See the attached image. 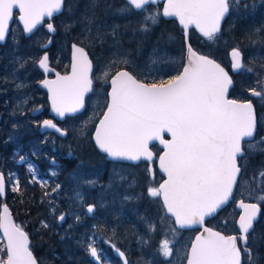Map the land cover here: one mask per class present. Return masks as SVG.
Instances as JSON below:
<instances>
[{
  "label": "snow or ice",
  "instance_id": "1",
  "mask_svg": "<svg viewBox=\"0 0 264 264\" xmlns=\"http://www.w3.org/2000/svg\"><path fill=\"white\" fill-rule=\"evenodd\" d=\"M157 2L125 0L124 6L116 11L121 15L147 12L146 6L156 5ZM96 4L97 0H91L89 8L94 10ZM240 8L241 0H167L162 13L153 11L146 14L140 28L142 32L149 30V24L158 23L161 15L177 18L185 30L189 54L187 65L179 74L167 80L160 78L158 82L148 83L144 78L137 79L127 70L113 72L117 65L132 63L128 59L131 53L121 46L117 31L119 25L105 34L112 37L114 42L110 47L114 51L98 68L99 74L95 79L103 81L110 90L104 94L102 103L106 110L95 128L93 139L98 148L113 160L140 161L143 158L152 161L154 154L149 145L158 141L164 146L163 155L156 159L160 169L167 174V179L158 187H150L148 194L162 198L166 212L171 214L180 229L203 227L206 217L213 216L229 200L235 201L234 191L243 195L244 187L251 188V183L246 179L248 156L264 152V137L259 141L255 139L258 120L252 99H229L228 89L233 84L231 76L208 56L198 55L187 42V30L192 27L208 41L214 42L230 10L239 11ZM243 8L246 10L248 5L244 4ZM14 9L19 10V20L28 34L44 23L45 18L50 20L54 14L73 11L71 4L66 5L65 0H0V43L6 40ZM81 19L87 24L85 31L89 36L104 43L99 27L95 28V36H91L95 26L94 17H89L86 12ZM46 27L49 32L56 31L51 22H47ZM50 43L51 40L48 41ZM42 47L46 48L47 45ZM72 49L71 75L56 73V79L41 82L50 93L53 111L61 119L81 112L85 107V97L93 92L92 61L83 47L73 44ZM231 57L234 72L243 70L253 73V69L244 64L239 48L232 50ZM48 59L45 54L36 61L45 72L52 71L48 67ZM24 63L26 61L21 62L20 67H24ZM254 74L258 77L256 86L247 91L251 97L264 101V77L258 72ZM22 87V83L17 84V88ZM21 103L27 104L28 98L25 96ZM260 123L264 126V120ZM42 127L54 129L61 136L68 134L52 120H44ZM165 133L170 135V139H164ZM20 160L23 161L24 157H20ZM51 163H56L54 158ZM29 172L34 177L33 182H36L34 165L29 164ZM50 174L55 176L57 173L51 171ZM259 176L264 177V170L259 172ZM46 184V181L41 182L42 186ZM60 187L56 184L51 193L45 192L44 195L51 196ZM257 188L262 194L256 197V203L239 200L238 207L243 210L237 222L239 236H226L204 227L185 253L186 264H242L241 248L246 264H257L258 256L253 257V249L248 245L249 234L255 235L254 222L260 214V202H264V186L257 183ZM11 190H20L18 181ZM5 191V176L0 173V195H4ZM75 197L81 201L83 199L78 191ZM49 204L51 214L59 221H65L66 214L56 216V203L49 201ZM86 211L93 213L94 206H88ZM74 219L79 222V216ZM44 227H48L47 223H44ZM0 229L7 238L6 250L0 253V264H37L29 247L28 234L12 221L6 204L0 216ZM149 230L154 232L155 225H150ZM171 231L176 237L177 229ZM96 243L97 237L93 233L88 238L86 248L89 255L99 262L103 249L98 252ZM174 244L178 246L177 239L166 238L158 252L168 259L173 256ZM111 247L115 248V245ZM116 252L124 258L123 264H128L125 254L119 249Z\"/></svg>",
  "mask_w": 264,
  "mask_h": 264
},
{
  "label": "rangeland",
  "instance_id": "2",
  "mask_svg": "<svg viewBox=\"0 0 264 264\" xmlns=\"http://www.w3.org/2000/svg\"><path fill=\"white\" fill-rule=\"evenodd\" d=\"M90 2L91 0L82 2V12L78 15H76L77 9L72 8V12L61 16L60 27L62 32H60L59 36L67 42V45L62 44L61 48L57 46L56 50H54V53L58 54L60 58L63 57L62 59L67 54L70 56L69 45L72 40L71 35L86 43L85 46L90 52L94 63L92 77L95 83L94 92L87 99V108L83 113L69 118L66 124L63 125L68 131L67 137L61 138L54 133L41 134V136L39 135V140L32 147L33 151L31 149V155L23 152L21 145L15 148V159L23 155V166L28 172L29 164L35 166V181L40 187H45V192L51 193L52 188L56 184L61 186L60 190L52 193L51 196L46 197L43 195L41 203L44 206L40 211L42 215V220L39 223L40 226L44 227V223H47L50 229L54 230L55 227H59L60 232L61 230H66L65 226H80V233H78L74 240L79 239V235L81 234L86 242L81 240V238L77 242L83 245L85 250H87L88 238L95 233L97 237L95 246L98 252L103 249L101 257L106 264H120L117 262L119 261L118 257L111 258L112 256L109 257V251L107 253V248L111 251L114 250L111 247L112 244L115 245V248H119L126 253L128 264H169V261H171V264H185V253L189 250L196 230L178 229L173 219L166 214L160 198H154L148 194L150 187H158L157 181L160 179L158 175L151 177L147 166L145 168L133 166V169H131V166L121 162H111L104 158L98 163L101 168L108 170L103 178L97 174L83 177L75 171L71 174H63L62 171L64 170L60 168V165H52L50 162L52 158L48 159L45 157L46 154H50L48 151L54 148L55 154L53 155L56 157L77 158V153L70 151L72 149V138L74 136L88 138L105 110L102 101L104 94L108 91V85L104 84L103 81L96 80L95 77L99 74L98 68L105 64L114 51L110 47L114 42L112 37L105 35L114 26L119 25L117 31L120 34L121 46L124 50L131 53L128 59L132 63L130 65H117L113 69V72L121 67H126L141 79L144 78L148 82H158L160 78L167 80L171 76L176 75L184 63L185 49L183 50L182 46L178 44V35L177 32H173L174 29L171 28V23H166L168 28L166 27L162 15L158 18V23L155 25L149 24L147 32L140 31L141 25L144 22V16L153 11L162 13V5H148L146 6L147 12H133L130 15H121L116 9L123 7L125 0L119 3H114L111 0L110 5L113 8H110L109 11L105 10V14L113 18L99 21L95 18L96 10L98 12L97 4L95 9L92 10L89 8ZM244 4L248 5L246 10L243 8ZM260 4L264 5V0H241L240 10L232 11L230 20H236V15L241 16L244 12L251 10L250 7L253 8L254 5ZM86 12L89 17H94L95 20L91 36H95V28L99 27L101 35L104 37V43H100L99 40H93L85 31L87 24L81 17ZM261 12H264V9ZM248 14L249 12L246 15ZM68 25H71V27H68ZM163 27L166 30H162ZM43 32L45 33V30L36 32L34 35H30V37L25 36L21 25L18 21H15L6 44L2 45L4 47L0 52V61L3 64L0 63V65L4 67L5 74L1 75L2 81H0L3 86L1 102L6 115L0 124V144H14L17 138L16 135L18 134V127L24 125V122L30 121L36 125L38 130L39 122L43 118L44 114L31 116V112L40 106L42 95L35 90V85L30 81V76L31 78L36 77L34 62L38 61L42 52L40 49L38 55L32 60L36 49V47H32L34 44V40L32 39L39 35L42 38ZM131 39L135 40L137 49L128 45V40L132 43ZM222 43L227 44V46L230 43L228 49L234 47L240 49L236 41L231 40L228 36L223 37ZM252 47H255V44H252ZM263 47L264 45H260L251 50V52H257L255 58L264 59ZM29 55L33 67L29 65L30 69L22 72L23 78L20 80V76L16 71L20 69V63L26 61ZM244 64L246 67L251 68L246 60ZM262 70L264 71V68ZM138 73L142 75H138ZM240 73L248 75L243 70ZM250 75L251 73H249V77ZM23 80H26V91L21 92V88H17V84H20ZM247 94L250 95L249 92ZM25 96L28 98V103L22 104L21 100ZM36 97L39 98L35 100ZM259 101L264 103V101ZM45 106L47 110V105L45 104ZM18 121H21V124H18ZM24 142L28 143V140ZM106 161L108 162L106 163ZM40 170L42 171L40 172ZM51 171H55L57 174L52 176L50 174ZM39 173L42 176L44 175V177H38L39 175L37 174ZM130 174L133 175V178L130 177ZM27 176L31 180V183H34V177L30 172L27 173ZM9 177H12V179L9 180ZM246 179L251 183V188L244 187L243 193L246 196H250L252 178L248 173ZM8 181L10 189L16 181L19 182V187L21 186L20 176L16 170L11 172V176L10 174L8 175ZM42 181L47 182L46 186L41 185ZM259 183L263 186L264 178L260 179ZM77 191L81 193L83 197L82 201L75 197V192ZM49 201H54L57 205L56 216L61 213L66 214L65 221L61 222L51 214ZM88 203H95L97 205V211L92 217L86 215V205ZM231 207L234 209L235 205ZM238 215L239 211L231 209L223 214L221 213L214 223L222 229L232 230L237 228L236 220ZM76 216H79V222L74 219ZM223 219L227 220L226 223H223ZM217 222L219 223L217 224ZM141 225L146 230H142V233L140 231ZM150 225H155L154 232L149 230ZM20 226L22 227L21 224ZM173 228L177 229L176 237L173 236L171 231ZM255 231V235L252 234L251 238L257 245H262L264 240V217L257 222ZM145 232L153 234L154 239L148 237ZM166 238L178 240V246L172 245L173 256L168 259H165L158 252L160 244ZM3 252H5V243L0 234V253ZM91 259L93 260L92 257Z\"/></svg>",
  "mask_w": 264,
  "mask_h": 264
},
{
  "label": "trees",
  "instance_id": "3",
  "mask_svg": "<svg viewBox=\"0 0 264 264\" xmlns=\"http://www.w3.org/2000/svg\"><path fill=\"white\" fill-rule=\"evenodd\" d=\"M84 1L85 0H66L65 3L66 5L71 4L72 8L77 9L76 15H78L82 12L81 4ZM112 1L114 3H119L123 0ZM110 2L111 0H97L98 12L97 10L95 12V18L97 20L104 21L105 19L113 18L110 15L105 14V10L109 11L110 8H113V6L110 5ZM161 5L162 4H159V6ZM250 9L251 10L244 12L243 15H241L242 17L238 16L234 21L230 20L231 14H229L224 21L221 32L218 34L217 39L214 42L208 41L207 38L200 35L195 29H190V41L192 45L202 53L218 59L227 69L230 68V61L228 59L230 50L228 49V46L230 43L228 46L227 44L222 43L223 37L228 36L240 46V51L244 54L245 60L253 69V73H251L250 77L249 73L248 75L240 72L235 75L233 74L234 87L231 90V95L234 98L241 100L247 99V90L256 86L258 77L254 73L259 72L260 76L264 77V71L262 70V68H264L262 67L264 66V59L255 58L257 52H251L255 47L264 45V12H261V10L264 9V5H254V7H250ZM68 12L69 11L65 10L54 18L57 33L53 36V44H55V46L51 48L53 50L57 46L61 48L62 44L67 45V42L61 39L62 37L59 36V34L62 32L60 27V20H62L61 16H64ZM248 12L249 14L246 15ZM163 22L165 25L166 23H171V28L174 29L173 32H177L178 44L181 45L184 50V36L177 21L175 19L166 20V18H164ZM166 27L168 28L167 25ZM257 29H259L258 33L256 32ZM162 30H166V28L163 27ZM45 35L47 39L49 34L46 31ZM71 39V41H76L83 46L86 45L84 41L73 35H71ZM131 41L132 43L128 40V45L137 49L135 40L131 39ZM252 44H255V47H252ZM34 73L36 76L38 75V66L36 62H34ZM18 124H21V121H18ZM93 130L88 138H79L77 136L72 138V149H70V151L76 152L77 158L58 157V160L56 159L57 164L59 163L61 166L60 168L64 170L62 171L63 174H71L75 171L83 177L97 174L99 177L103 178L106 175L108 170L105 168L103 169L98 165L99 161L105 158V155L100 153L94 144L92 138ZM17 132V138L14 144H1L0 170H2L4 174H7L6 178L8 183L6 201L13 212L15 220L18 221L29 234L31 239L30 246L38 260V264H96L95 261L91 259L88 251L83 248V245L78 243L82 235L80 234V238H77L76 241L74 240L78 233H80V226H65L66 230H61L60 232L59 227H55L53 230L52 228L50 229V227L39 225L42 220L40 211L44 206L41 201L46 189L45 187H40L37 182L31 183V180L27 176V173H29L27 169L23 164H16L13 150L22 145V151L31 155L33 151L32 147L35 142L39 140L41 133L39 128L37 130L36 125L30 121L24 122V125L22 126L20 125ZM25 140H28V143L24 142ZM154 149L156 152L160 151V148L157 145L154 146ZM107 162L108 161H106V163ZM13 170H16L20 176L21 186L19 187V191H12L9 188L8 175L10 174L11 176ZM41 171L42 170H40V172ZM207 224H209L208 221ZM108 251L109 257L112 256L111 258H115L113 251L107 248V253ZM118 263L120 262L118 261Z\"/></svg>",
  "mask_w": 264,
  "mask_h": 264
},
{
  "label": "flooded vegetation",
  "instance_id": "4",
  "mask_svg": "<svg viewBox=\"0 0 264 264\" xmlns=\"http://www.w3.org/2000/svg\"><path fill=\"white\" fill-rule=\"evenodd\" d=\"M236 17L238 18V15H236ZM42 30H45L47 32V30L45 29V24H42L41 26H39L36 31L32 34L34 35L36 32H39V31H42ZM49 34V32H47ZM42 38H41V35L33 38L32 40H34V44L32 47H36L35 49V52L33 53V58L32 60H34L35 56L38 55V51H40V49L42 50L41 54H40V57L41 55L43 54V52H45L44 49L41 48V45L44 44L47 39L50 37V34L48 36V38L46 39L45 37V33L43 32L42 33ZM30 37V36H28ZM54 40V39H53ZM53 40H52V44L50 45V47L48 48V51H49V57H50V61H51V66L55 67L59 72L61 73H67L69 71V64H70V56L67 54L66 57L64 59H62L63 57L60 58V56L58 54H55L54 53V50L56 49H51L52 47L55 46V44H53ZM4 46H0V52H1V49L3 48ZM70 49H71V45H70ZM39 57V59H40ZM38 59V60H39ZM244 62V61H243ZM1 64H3L2 61H0ZM33 67L32 65V62H31V57L29 55L28 59L26 60V63H24V67H20V69H18L16 71V73H18V75L20 76V80L23 78L22 76V72L27 70V69H30V66ZM38 66V64H37ZM122 69H127L129 70L128 68L126 67H121ZM119 68V69H121ZM131 71V70H130ZM5 74L4 73V67H2L0 65V81L1 80V75ZM55 76L54 73H50L49 74V77H53ZM38 78V80H37ZM44 78V74L39 70V67H38V75L36 77H33L31 78L30 76V81H32V83L35 85V90L37 92H39L41 95H42V98H41V104L40 106L38 107H43V110L41 112V114H44L43 115V118H51L52 116L48 113V109H49V104H48V99H47V93L44 89L40 88L38 86V82ZM37 80V81H36ZM25 82L26 80H23V82H21L24 87H22L20 89L21 92L23 91H26V87H25ZM152 83V82H150ZM109 89V87H108ZM2 90H3V86H2V83L0 82V116H1V120H0V124L2 123V121L4 120V116L6 115L5 111L3 110L2 108ZM259 90V89H258ZM45 94H46V99H45ZM39 97H36L35 100H37ZM247 99H252V102L256 108V115H257V120H258V125H257V134H256V137L255 139L257 141L260 140L261 137H264V126L261 125L260 121L264 120V103H261L258 98H254V97H251V95H248L247 96ZM246 100V99H245ZM45 104L47 105V110H46V106ZM33 112H31V116H35L32 114ZM40 115V114H39ZM42 118V119H43ZM71 118V117H66L64 120H57V119H54V121L59 125L61 126L62 128L63 125L66 124V121ZM41 119V120H42ZM40 120V121H41ZM40 123V122H39ZM40 126V124H39ZM50 133H54L56 134L55 132H50ZM43 135V134H42ZM57 135V134H56ZM68 136V135H67ZM166 137V136H165ZM157 145L156 143H153L151 145L153 151L155 152V157L153 158L152 161H147L145 159H141L140 161H138L137 163H132V162H121L125 165H128V166H131L130 168L133 169V166H138V167H146L147 166V169L149 170V173H150V176L151 177H155L156 175H158L159 177V181H157V185L159 186V184L161 183V181L164 179V176L163 174L159 171L158 169V165H157V159L156 157H158V155L160 154V152H156L155 149H154V146ZM158 146V145H157ZM15 152V150H13V153ZM50 154H46L45 157L50 159V158H54L55 160L58 158L56 157L55 155V152H54V148L51 149L50 151H48ZM105 155V154H103ZM11 158H12V154H11ZM15 158V156H14ZM105 158H106V155H105ZM19 159V158H18ZM18 159H15L16 161ZM52 159L50 160V162L52 161ZM107 159V158H106ZM58 160V159H57ZM1 161V160H0ZM111 162H114V161H111ZM52 164V163H51ZM52 165H55V166H58V164H52ZM153 167L152 170H150V167ZM137 167V168H138ZM261 170H264V152H258L256 154H250L248 156V160H247V173L250 175V177L252 178L251 182H252V189H251V194L250 196H246L245 194L243 195H240L238 194L236 191H234V196H235V201L233 200H230V202L223 208L221 209L215 216H213L212 218H210L208 220L210 226H212L213 228H216L220 231H222L225 235H237L239 236V232L237 231L238 228H235V229H232V230H228V229H222L220 226H216V224L214 223L215 219L217 217H219V215L222 213H225L229 210H236V211H239V214H240V210L238 209L237 205H238V202L240 199H243L245 200L246 202H252V203H256L257 200H256V197L257 195L260 193L259 189L257 188V183H259V180L264 178V177H260L259 176V172ZM132 174V173H131ZM130 174V177L133 178V175ZM7 176V174H5V177ZM44 177V175L42 176ZM148 177V175H147ZM263 186H264V183H263ZM130 190V189H129ZM161 200V198H160ZM161 203H162V200H161ZM90 204H93L96 206V211H97V205L95 203H88L86 205V208L88 205ZM163 205V204H162ZM232 205H235V208L233 209L231 206ZM164 207V206H163ZM95 211V212H96ZM87 215V214H86ZM239 216V215H238ZM260 219H262L264 217V202H260ZM227 220L223 219V223H226ZM219 222H217L218 224ZM215 225V226H214ZM237 226V224H236ZM145 227L147 228V226L145 225ZM255 228H256V224H255ZM254 228V229H255ZM142 230H145L142 225L140 226V231L142 233ZM146 231V230H145ZM256 232V231H255ZM145 234L148 236V237H151L152 239H154V237L152 236L153 234L151 233H148V232H145ZM252 234L250 233L249 234V239H248V245L249 247H251L253 249V257L256 258L258 256V260H257V264H264V240L262 242V245H257L255 243L254 240H252ZM141 242H142V238H141ZM239 240H238V245H239ZM241 252H242V264H246L245 262V258H244V253H243V248H241ZM125 253V252H124ZM126 254V253H125ZM117 256V255H116ZM127 256V255H126ZM118 257V256H117ZM119 258V257H118ZM101 260L103 261V258L101 257ZM127 260H128V256H127ZM104 262V261H103ZM118 262V261H117ZM119 262L121 263L120 261V258H119ZM104 264H106V262H104Z\"/></svg>",
  "mask_w": 264,
  "mask_h": 264
},
{
  "label": "water",
  "instance_id": "5",
  "mask_svg": "<svg viewBox=\"0 0 264 264\" xmlns=\"http://www.w3.org/2000/svg\"><path fill=\"white\" fill-rule=\"evenodd\" d=\"M157 3H163V8L166 6V3H167V0H158V2ZM17 11V14L15 15V12ZM162 11H163V9H162ZM60 14V13H59ZM19 15H20V13H19V10L18 9H14L13 10V18H12V20L9 22V32H8V35H7V37H6V40H7V38H8V36H9V33H10V31H11V25H12V22L14 21V19H16L17 21H18V23L21 25V27H22V29H24V26H23V22L22 21H20L19 20ZM58 14H54V16L49 20V18H45V20H48V22H51V23H53V25H54V22H53V18L55 17V16H57ZM227 17V16H226ZM225 17V18H226ZM165 18H167V19H175V20H177V22H178V25L182 28V32H183V35H184V43H185V30L183 29V26L182 25H180L179 24V21H178V19L177 18H175V17H165ZM223 23H224V21L222 22V24H221V29H222V26H223ZM43 24V23H42ZM41 24V25H42ZM46 24L47 23H45V29L49 32V30L47 29V27H46ZM40 25H38L37 26V28L39 27ZM54 27H55V25H54ZM192 28H194V27H192ZM192 28H190V29H192ZM55 29H56V31L54 32V33H52V32H49L50 33V37L47 39V41L44 43V44H42V45H47V47L45 48V47H42V45H41V48L42 49H44L45 50V52H43V54L41 55V57L40 58H42L45 54H47L48 55V67L50 68V69H52V71H48V72H45L43 69H41V68H39V70L44 74V78L43 79H41L39 82H38V86L40 87V88H42V89H44L45 91H46V93H47V99H48V104H49V109H48V113L52 116L51 118H44V119H42V121H41V123H40V133H42V134H44V133H46V132H55L57 135H59L60 137H66V136H61L59 133H57L54 129H46V128H43L42 127V122L44 121V120H52L53 121V123H55L59 128H61V129H63L61 126H59L55 121H54V119H57V120H64L67 116H76V115H78V114H80V113H82L84 110H85V108H86V98H87V96L90 94H88L86 97H85V107H84V109H82L81 110V112H79V113H77V114H75V115H66L63 119H61L60 117H58L57 116V114L53 111V109H52V106H51V100H50V93H49V91H48V89L46 88V87H44L43 86V84L41 83L43 80H45V79H48V80H54V79H56V73H59L61 76H65V75H71V66H72V63H73V49H72V45L73 44H76L77 46H80V47H83L84 49H85V51L88 53V57H89V59L92 61V59H91V57H90V55H89V52L87 51V49L84 47V46H82V45H80V44H78V43H76V42H72L71 43V52H70V66H69V71L67 72V73H61V72H59L55 67H53V66H51V61H50V57H49V51H48V48L50 47V45L52 44V40H53V35H55L56 34V32H57V28L55 27ZM190 29H188L187 30V37H188V39H187V42L188 43H190L191 44V42H190V38H189V36H190ZM195 29V28H194ZM199 34H201L200 32H199V30H197V29H195ZM24 31V30H23ZM36 30H34V32H35ZM33 32V33H34ZM32 33V34H33ZM24 35L25 36H30L31 34H28V33H26L25 31H24ZM202 35V34H201ZM6 40L4 41V42H2V43H0V45H2V44H4L5 42H6ZM49 40H51V43L50 44H48V41ZM191 46H192V44H191ZM192 49L198 54V55H204V56H208L210 59H212V60H214L216 63H218V64H220V66L222 67V68H224L225 69V71L229 74V76H231V73L219 62V61H217L216 59H214V58H212L211 56H209V55H207V54H205V53H202V52H199V51H197L193 46H192ZM232 50L233 49H231L230 50V52H229V55H230V60H231V72L232 73H237V72H234L233 71V69H232V57H231V52H232ZM242 56H243V54H242ZM185 59H184V65H183V67L184 66H186L187 65V63H188V59H189V54L187 53V50H186V44H185V57H184ZM92 64H93V61H92ZM39 67V66H38ZM183 67H182V69H181V71L180 72H182L183 71ZM120 70H127V69H120ZM120 70H118V71H120ZM127 71H129V70H127ZM93 72V71H92ZM179 72V73H180ZM50 73H54L55 74V76H53V77H49V74ZM133 74V73H132ZM134 75V74H133ZM231 78H232V76H231ZM138 79V78H137ZM232 81H233V78H232ZM149 83V82H148ZM233 85H234V82H233V84L229 87V89H228V98L229 99H235V98H232V97H230V90H231V88L233 87ZM110 90V89H109ZM236 100H238V99H236ZM238 101H242V100H238ZM37 109H39V111H33V115H39L41 112H42V110H43V107H38ZM106 110V109H105ZM102 118V116L100 117V119ZM99 119V120H100ZM0 120H1V116H0ZM99 120H98V122H99ZM98 122H97V124H96V127L98 126ZM95 127V128H96ZM66 130V129H65ZM94 131H95V129H94ZM94 131H93V134H92V138L94 137ZM166 136V137H165ZM164 139H170V135L169 134H167V133H165L164 134ZM93 141H94V139H93ZM153 143H156L160 148H161V152H160V154L158 155V156H160V155H163V150H164V146L162 145V144H160L158 141H153L150 145H149V148H150V150L153 152V154H154V157H155V153H154V151L151 149V145L153 144ZM94 144H95V146H96V148H97V150L99 151V152H101V153H103L99 148H98V146L96 145V143H95V141H94ZM103 154H105L106 155V158L108 159V160H110V161H118V162H132V163H137L138 161H127V160H113V159H111V158H109L108 156H107V154L106 153H103ZM1 156V155H0ZM0 159H1V157H0ZM56 161V160H55ZM18 163H23V161H21L20 159L18 160ZM57 163V162H56ZM157 165H158V169H159V171L163 174V176H164V179L161 181V183H163L166 179H167V174L166 173H164L161 169H160V167H159V161L157 160ZM150 169L152 170L153 169V167L151 166L150 167ZM0 173H3L2 171H0ZM4 174V173H3ZM5 176V175H4ZM6 180V179H5ZM160 183V184H161ZM6 197H7V184H6V191H5V194L4 195H0V198H1V204H0V216H2L3 215V206L6 204L7 206H8V209H9V213H10V218L12 219V221L17 225V226H19L17 223H16V221H15V219H14V215H13V213H12V211H11V208H10V206H9V204L7 203V201H6ZM161 200H162V198H161ZM239 203V202H238ZM245 203H252V202H246L245 201ZM88 206H94V211H93V213H87V211H86V213H87V215L88 216H92L93 214H94V212L96 211V206L95 205H93V204H90V205H88ZM87 206V207H88ZM226 206V205H225ZM224 207V206H223ZM222 207V208H223ZM237 207H238V205H237ZM221 208V209H222ZM87 209V208H86ZM238 209L240 210V214H239V216L243 213V210L241 209V208H239L238 207ZM166 210V209H165ZM219 211V210H218ZM217 211V212H218ZM167 213V212H166ZM169 216H171V214H169V213H167ZM216 214V213H215ZM214 214V215H215ZM213 215V216H214ZM213 216H210V217H206L205 218V223H204V225H203V227H201V226H195V227H192V228H186V229H183V230H188V229H198V231L196 232V234H195V236L196 235H199L200 234V232H202L203 231V228L204 227H209V228H212L214 231H219V232H221V234H223V235H225L222 231H220V230H218V229H215V228H213V227H211V226H209L207 223H206V221L209 219V218H211V217H213ZM239 216H238V218H237V222H238V220H239ZM259 216H260V214H259ZM259 216H258V218H259ZM258 218H257V220H258ZM174 219V218H173ZM256 222V221H255ZM255 222H254V226H255ZM176 225V224H175ZM237 226H238V223H237ZM20 227V226H19ZM176 227L177 228H179V226L178 225H176ZM180 229V228H179ZM24 232H26L25 230H23ZM0 233H1V235H2V237L4 238V241H5V244L7 245V238L5 237V235H4V233H3V230L2 229H0ZM27 233V232H26ZM195 236H194V238H193V240H192V242L194 241V239H195ZM227 236V235H226ZM29 237V236H28ZM29 241H30V238H29ZM30 245V244H29ZM119 249V248H118ZM121 252H123L121 249H119ZM124 253V252H123ZM115 254L118 256V257H120L119 255H118V253L116 252V249H115ZM125 254V253H124ZM34 255V254H33ZM34 257H35V255H34ZM125 257H126V255H125ZM36 258V257H35ZM127 258V257H126ZM120 259H121V261H122V264H123V259L124 258H122V257H120ZM36 261H37V259H36ZM96 262V261H95ZM97 264H104L103 263V261L102 260H100L99 262H96ZM37 264H38V262H37Z\"/></svg>",
  "mask_w": 264,
  "mask_h": 264
},
{
  "label": "bare ground",
  "instance_id": "6",
  "mask_svg": "<svg viewBox=\"0 0 264 264\" xmlns=\"http://www.w3.org/2000/svg\"><path fill=\"white\" fill-rule=\"evenodd\" d=\"M189 38H190V36H189ZM191 42V41H190ZM192 44V43H191ZM193 46V45H192ZM194 47V46H193ZM195 48V47H194ZM196 49V48H195ZM197 50V49H196ZM197 51H199V50H197ZM199 52H201V51H199ZM0 155H1V144H0ZM81 240H83V241H85V239H84V237L83 236H81ZM86 242V241H85ZM84 248V247H83Z\"/></svg>",
  "mask_w": 264,
  "mask_h": 264
}]
</instances>
